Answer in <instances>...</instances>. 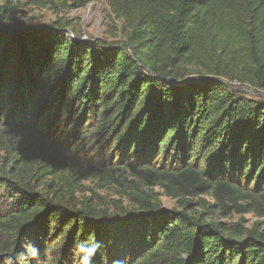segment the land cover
Returning <instances> with one entry per match:
<instances>
[{
  "label": "trees",
  "instance_id": "16d2710c",
  "mask_svg": "<svg viewBox=\"0 0 264 264\" xmlns=\"http://www.w3.org/2000/svg\"><path fill=\"white\" fill-rule=\"evenodd\" d=\"M95 1L0 0V264H264V0H105L107 44L14 5Z\"/></svg>",
  "mask_w": 264,
  "mask_h": 264
},
{
  "label": "rangeland",
  "instance_id": "374dc122",
  "mask_svg": "<svg viewBox=\"0 0 264 264\" xmlns=\"http://www.w3.org/2000/svg\"><path fill=\"white\" fill-rule=\"evenodd\" d=\"M14 5L19 9L17 13H19L18 17L20 21L24 22L26 25L48 28L65 24V26H68L66 29L68 37H74L75 33L81 40H99L104 44L117 43L123 39L120 33L122 21L116 19L111 14L105 0H97L82 9H62L58 7L54 8L53 6L38 9L35 7H20L17 2H14ZM231 85H233L234 88L238 87L236 83ZM255 95L264 96V94L260 92H256ZM1 139L3 141L7 140L5 137H1ZM6 152L5 149L3 150L0 147V165ZM79 185L81 188L78 193L75 194V197L79 201H81L83 197H88L90 191H93L96 195L101 197L103 205L106 206L109 205L110 201L117 199L107 190L94 189V186L90 182L83 181ZM160 200L162 205L166 208H171L174 205L173 201L165 197H162ZM242 219L246 228H250L256 221V218L251 215H245ZM237 220V216H232L227 221L235 222ZM261 221H264V219H261Z\"/></svg>",
  "mask_w": 264,
  "mask_h": 264
},
{
  "label": "clouds",
  "instance_id": "9594fccd",
  "mask_svg": "<svg viewBox=\"0 0 264 264\" xmlns=\"http://www.w3.org/2000/svg\"><path fill=\"white\" fill-rule=\"evenodd\" d=\"M99 246L97 244H80L77 246L78 253H88L87 256H79L78 264H90L91 256L96 252Z\"/></svg>",
  "mask_w": 264,
  "mask_h": 264
},
{
  "label": "water",
  "instance_id": "95a60500",
  "mask_svg": "<svg viewBox=\"0 0 264 264\" xmlns=\"http://www.w3.org/2000/svg\"><path fill=\"white\" fill-rule=\"evenodd\" d=\"M190 81V79H187L184 81V83H188ZM246 92H248L247 90H245Z\"/></svg>",
  "mask_w": 264,
  "mask_h": 264
}]
</instances>
